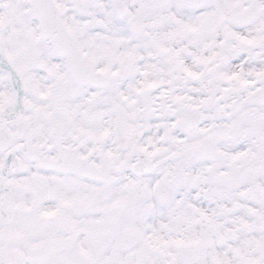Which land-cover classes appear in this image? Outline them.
<instances>
[{
  "label": "rangeland",
  "instance_id": "1",
  "mask_svg": "<svg viewBox=\"0 0 264 264\" xmlns=\"http://www.w3.org/2000/svg\"><path fill=\"white\" fill-rule=\"evenodd\" d=\"M238 1L225 0L219 4L218 6L229 12L230 16L225 17L217 14L206 17V22L210 27L204 29L201 36L209 38L213 34L211 32L216 29L228 35L242 32L246 27L255 26L256 28L252 29L250 33H255L253 39L257 40L254 42V44L257 43V46L254 48V44L248 43L247 37L243 38V42H240L241 39L237 37L227 40L226 45L230 46L233 43L232 49L229 50L227 46L219 48V54L212 64L200 68L201 79L197 82L199 92L196 98H188L186 95L178 96L174 90L179 87L180 89L177 88V90L185 91V87H181V85L190 84L185 79H177L174 84L171 82L177 74L181 75L182 73L177 58L179 53L174 55L171 51L166 50L164 56H159V47L157 49L152 47V40L143 33L144 31L140 27L141 21L144 19V11L147 10L150 3H154V0L129 1L134 8V17L136 18L134 24H132L133 20L113 22L106 18L103 25L99 23L93 26L92 21L95 18L105 16V8L93 9L91 19L87 23L89 48L85 57L89 69L98 67L104 71L108 84L103 88L75 87L70 90V95L68 90L63 89L60 105L67 120L72 121L71 123L68 121L65 128L67 132L72 133L78 139L77 149L79 152L98 166L100 164L99 157L90 145L103 135L101 134L103 128L108 124L110 128H114L113 136L119 139V145L117 144L115 151L109 152L110 156L111 154L114 156L115 160L112 161L117 163V166L123 158L119 157L128 154L127 145L131 140L141 141L143 144H150L157 140L160 144L159 147L168 152L166 155L159 154L160 159L157 163H166V161H171L169 157L171 152H181L185 146L193 142L196 136L181 137V132H178L176 125L172 124L173 127H170L169 117L165 114V110L170 109L176 115L183 102L193 104L198 97L212 100L217 92H220L221 96L227 97L231 92L232 95L229 98H235L238 107L243 106L244 108L239 112L246 111L254 90L259 88L263 81L264 73L255 77L253 83L247 88H243L236 79L230 85L216 79L218 69L220 70L229 61L234 63L233 61L242 60L239 63V68L244 67L245 63L251 66L250 68H264V4L261 3L264 0H241V8L235 5ZM206 6L216 7L209 0L199 6V9H204ZM251 6L260 9L261 14L255 20L244 23L243 17ZM169 12V15H173L171 9ZM158 13L159 11H155L151 13V16L154 17ZM129 24L133 25L132 28H129ZM107 26L109 30H107ZM116 26L127 28L128 35L136 41V44H139L143 54H146L147 58L143 62V67L149 77L148 86L134 87L136 80L129 66L131 63L128 65L125 63L115 64L116 47H114L112 55L109 54L110 51L108 53H102L101 50L100 52L93 51L94 42L97 43L102 37L113 33ZM134 32L136 35L133 37ZM122 35L124 37L123 33ZM164 42L169 47L172 46V41ZM134 51L132 50V53ZM255 52L263 56L262 64L260 63L259 66L255 65L254 59L251 58V53ZM128 54H124L125 57H123L130 59L131 55ZM183 57L185 60L188 58L187 55ZM114 65L119 67V72L116 75L111 74V66ZM129 70L131 71L130 78L125 76V72ZM242 76V73L239 74L238 79ZM164 78L171 80L166 84L162 81ZM146 87L151 89L150 98L154 103L150 104V107L137 95L138 90ZM170 101L174 102L170 103ZM251 104L248 108L253 107L260 111L259 106L255 103ZM174 105L175 107L172 108ZM151 109H156L160 114L156 118L151 117L148 115ZM240 113L221 118L219 126L229 125ZM158 118L160 119L157 122ZM163 135L164 138L166 135L170 136L173 141H161L159 137ZM179 136L180 139L176 141V137ZM224 147L225 150H230L234 146L225 144ZM124 158L126 159V157ZM218 165L211 162L200 165L193 164L187 172L191 181L177 183V189L169 200L158 203L153 195V187L157 183L155 173L142 175L139 178L124 174L125 176L119 177L114 184L106 186L85 178L62 175L56 170L38 171L36 168H32L31 164L24 163L23 173L16 172L15 177H12L15 181L14 187L8 188L6 193L0 191V263L9 262L8 258L13 260L15 250L24 251L23 246L30 243V240L34 238L33 234L39 233V227L36 228V225L42 220V222L50 224V227H41L44 228L46 236H49L51 231H56V239L70 242L68 248L60 252L62 258H67L71 264H88L89 238L85 231L89 230L92 221L98 220L97 218L101 219L102 207L114 205L119 208L123 205L126 208L125 232L130 237H135V246L131 250L120 252L112 247L109 252L108 245H106L104 258L99 257L96 264H103V262L104 264H186L184 257L197 249L200 250L201 255L195 264H215L214 258H212L215 249L225 246L222 243V235L235 237L236 243L246 249L249 257L255 256L259 260V264H264V201L261 206H257L247 198V195L242 193L248 184L241 181L239 173L235 176L239 178V180H234L235 185H227L222 177L217 179L216 174L224 173L225 175L229 171L227 164ZM258 180L262 184L261 180ZM196 185L199 186L193 192ZM238 185L239 187L235 188ZM104 192L110 193L108 199L104 198ZM91 203L94 205L92 206ZM91 207L95 209L96 213L92 217L93 219L86 213L87 209H91ZM134 212L135 220L133 221L131 216ZM53 222L62 224L64 228H57ZM154 224L158 226L156 232L153 231ZM215 224L219 226L214 228ZM93 229L95 236L98 231L101 232L100 227L95 226ZM132 229L134 230L131 235ZM251 231L257 233L258 246H254L253 240L247 238L246 232ZM129 235L123 238L121 243L129 244ZM150 235L155 237L153 253L150 252V246H143L148 244ZM157 235L159 238H156ZM109 240L111 239L109 238ZM165 240L168 242L166 243ZM223 242L226 243V239ZM113 243L115 242L111 244ZM157 243H160L161 246L164 245L159 247ZM140 244L142 247L139 250ZM135 248L136 252H131ZM224 249L226 250L224 256L227 258L225 264H231L228 262L229 255H231L232 264H253L245 258L243 253H236L227 247ZM111 256L114 260L110 258Z\"/></svg>",
  "mask_w": 264,
  "mask_h": 264
},
{
  "label": "flooded vegetation",
  "instance_id": "2",
  "mask_svg": "<svg viewBox=\"0 0 264 264\" xmlns=\"http://www.w3.org/2000/svg\"><path fill=\"white\" fill-rule=\"evenodd\" d=\"M129 1L0 0L1 192L6 193L8 188L14 187L15 181L12 177H15L16 172L23 173L24 163L31 164L32 168H36L38 171H45L38 165L39 161L28 158L30 151L39 152L56 160L58 144L59 146L62 144L77 149L78 139L72 133L67 132L65 128L68 121L69 123L72 121L67 120L66 114L60 108L62 92L63 89L68 90L70 95V90L75 89V87L90 85L77 83V77L69 68V59L62 54L63 46L70 49L72 44H75L85 57L89 48L87 23L91 19L93 9L105 8L106 16L95 18L92 21L93 26L99 23L103 25L106 18L109 21L113 20V22L126 19L134 21L136 19L134 8ZM58 16L70 32V40L63 41L62 32L56 30V28L52 32L42 30L44 22L47 20L53 21ZM132 24H129V28H132ZM107 30H109V27ZM125 30L127 36H129L128 29L125 28ZM100 43L101 40L97 43L94 42L93 51L100 52L101 49L98 48ZM101 52L108 53V51L102 50ZM85 62L89 68L86 57ZM95 68H90L89 71ZM231 95L232 93L229 92L227 97L221 96L220 92H217L212 100L201 96L202 98L198 97L193 104L183 102L182 106L179 107V113L176 115L170 109L165 110V114L169 117L170 127H173L172 124L176 125L178 132H181V137L196 136L193 142L185 146L181 152L170 153L169 157L172 163L171 161L157 163L160 159L159 154L164 153L166 155L168 153L167 150L159 147L160 144L157 140L152 141L150 144L131 140L127 145L128 154L119 157H126V159L123 160L122 158L117 166V163H113L114 156L109 155V152L115 151L117 144L119 145V139L113 136L114 128L112 127L108 131H102L101 134L103 135L91 143L90 147L97 153L100 163L103 162L101 157L103 152L107 153L108 156H106L109 157L111 163L109 172L116 182L119 177L125 176L124 174H129L133 178L148 175L143 172V168L140 169L141 174L137 176L132 175L131 171L126 169V163L138 162L140 156L138 147L141 146L143 153L151 162L149 175L155 173V176H157V183L153 187V195L157 200L163 197L169 200L172 193L177 189V183H189L191 178L187 172L193 164L200 165L201 163L211 162L219 164L218 166L227 164L229 167V171L225 175L224 173L216 174L217 179L222 177L225 180L229 176L230 182L235 185L234 180H239L235 176L238 173L241 174V181L248 184L242 193L247 195L250 200L252 199L246 190L254 186V182L260 179L262 185L258 188L262 190L264 201V102H260L253 93L252 99H250V102L248 101L246 111L240 113L239 111L244 108L243 106L238 107L235 98H229ZM138 97L143 99L140 96ZM173 102L170 101V103ZM145 103L147 106H149L148 104H154L153 101L149 103L145 101ZM251 103L259 106L260 111L253 107L248 108L249 105H252ZM174 107L175 105L172 106V108ZM238 113L240 115L229 125L219 126L221 118L237 115ZM158 114L160 113L156 109H151L148 115L156 118ZM159 119H157V122ZM128 124L131 127V123ZM219 132H226V138L217 142L218 152L215 153L216 158L214 160H201L199 157L205 155V153L200 154L201 149L213 134ZM159 139L161 141H173L167 135L165 138L164 135L160 136ZM179 139L180 136L176 137L175 140ZM225 144H232L234 147L225 150ZM238 187L239 185L235 188ZM109 196V192H104L105 199H108ZM91 204L94 205V203ZM109 207L110 205L102 207L101 219L97 218L98 220L92 221L90 224L92 228L89 226V230L85 231L89 238L88 264H96L99 257L104 258L106 245H108L109 252L112 247L120 252L131 250L135 245V237L131 236V238L125 232L126 208L122 205L115 210L113 209L114 214L109 217L107 216V208ZM88 211L87 215L93 219L92 217L96 215L95 209L91 207ZM134 215L135 212L131 216L133 221L135 220ZM114 218L115 222L110 223L109 220H114ZM41 222L42 220L36 225L37 227L35 226L36 228L39 227V233L33 234L32 237L34 238L30 240V243L22 245L24 251L15 250L13 260L8 258L9 262L6 261V263L0 264H71L67 258L64 259L60 255L61 251L68 248L70 242L56 239V231H51L50 235L46 236L43 231L44 228L41 227H50V224L42 222L41 226ZM53 223L57 228H64L60 223ZM95 226L101 228V232L98 231L96 236L93 233V227ZM128 235L129 244L121 243L123 238L128 237ZM112 242L115 243L111 244ZM110 258L113 259L112 256Z\"/></svg>",
  "mask_w": 264,
  "mask_h": 264
},
{
  "label": "bare ground",
  "instance_id": "3",
  "mask_svg": "<svg viewBox=\"0 0 264 264\" xmlns=\"http://www.w3.org/2000/svg\"><path fill=\"white\" fill-rule=\"evenodd\" d=\"M210 1H212L214 5H216V7L206 6V8L204 9H199V7L191 6V4H189V0H154V3H150L147 7V10H145L143 13L144 19L141 21L140 27L144 31L143 33L152 40V47L154 49H157L158 47L165 48L166 50L171 51L174 55H177L179 53V57L177 58L182 73L181 75L177 74L171 82L172 84H174L177 79H185L188 80L190 84L185 86H183V84L181 85V87H185V91L177 90V88L179 87L174 88L178 96L186 95L188 98L197 97V93L199 92L197 82L199 81V79H201L200 68L208 67L212 64L213 60L219 54V48H226L227 46L229 50L232 49L233 43L228 46L226 45L227 40H233L234 37H237L238 39H241L240 42H243V38L247 37V42L251 45L254 44L255 41H257L253 39L255 33H250L252 29L256 28L255 26H249L246 27L242 32H235L228 35L223 34L216 29L217 31L215 30L211 32L213 34L209 38H204L203 36H201V32L204 29H208L210 27L209 23L206 22V17L215 16L217 14L225 17L230 16L229 12L223 10V8L218 6L225 0ZM261 3L263 5L264 1ZM235 5H238V8H241L242 1L239 0ZM170 9L172 10L173 15H169ZM155 11H159V13L152 17L151 13ZM175 11H177L178 14L175 13ZM135 22L136 21H133V24ZM115 28L116 29L113 30V33H110L108 36L102 37L101 43L98 48L100 47L102 51H110L109 54L112 55L113 49L114 47H116L117 54L115 55V64L121 65L125 63L128 65L131 63V65L129 66L132 69L133 74L135 75L134 79L136 80V82L134 83V87L148 86L149 77L146 73L145 68L143 67V62L147 58L146 54H143L142 48L139 47V44L135 43V40H132V37L127 36L125 28L121 26H116ZM122 33L124 34V37ZM135 35L136 32H134L133 37ZM164 41H172V46L169 47ZM256 46L257 43L254 44V48ZM132 50H135L134 53H132ZM127 53H129L128 55H131L130 59L124 58V54L127 55ZM255 53H251V58L254 59L255 65L258 64L259 66L260 63L262 64L263 56L258 54V52ZM184 55L188 56L187 60L184 59ZM241 61L242 60L233 61L234 63L229 61L228 64H225L222 68H220V70L218 69L217 78L226 85H230V83L233 82L234 79H236L242 84L243 88H247L248 85L250 86L253 83L254 78L257 77L260 73L264 72V68H250L251 66H249L247 63L244 64V67L239 68L238 66ZM116 65L111 66L112 75H116L119 72V67H115ZM239 70H241L242 72ZM241 73L243 74V76L238 79V75ZM248 76H251V78H248ZM170 80L171 79H162V81L166 84H168ZM108 130H110V126L106 125L103 128V131ZM225 181H227V185L232 184V182H230L229 176H227V179H225ZM198 186L199 185H196L194 187L193 192L196 191ZM217 226L219 225L215 224L214 228H217ZM153 227L155 228L153 229V231L156 232L158 226L154 224ZM251 232H246L247 238L253 240L254 246H258L259 244L257 242H259V240L257 237V233L255 231ZM222 236L223 240L226 239V243H224L221 239L222 243L225 245L224 247H227L236 253L241 252L251 263L259 264V260L255 256L249 257V255L246 253V249L236 243L235 237L228 235ZM154 238V235L151 236V238L149 237L148 244L143 245L150 246L149 249L151 253H153L154 249ZM156 238H159L158 235ZM140 245L142 247V244ZM157 245L159 247L163 246H161L160 243H157ZM224 247L215 249L216 251L214 255H212L215 264H225L227 258L224 256V253L226 252ZM136 250L137 249L135 248L131 252H136ZM211 254L213 253L211 252ZM228 262L232 264L231 255L228 256Z\"/></svg>",
  "mask_w": 264,
  "mask_h": 264
},
{
  "label": "water",
  "instance_id": "4",
  "mask_svg": "<svg viewBox=\"0 0 264 264\" xmlns=\"http://www.w3.org/2000/svg\"><path fill=\"white\" fill-rule=\"evenodd\" d=\"M193 3H196L197 5L205 3L207 0H191ZM260 12L257 11L256 9H251L247 15L245 16V20H251L255 19L259 16ZM55 24V25H54ZM60 29L63 33L62 40H70V38L66 35L67 33L65 32L64 28L62 27V24L59 22L58 19H56V22L51 24L49 22L45 23V26L42 27V30L45 32H49L52 30V27ZM66 52V50H65ZM74 59L76 61V65L80 66V69L78 70V73H82V71L85 70V66L81 60L76 54H74ZM88 82H91V79H88ZM264 91V89H263ZM64 150V149H63ZM62 160L64 163H62L59 167L58 170L62 173H75L78 176H90L94 179L97 178H102L104 176V170L106 167L103 169L100 168L96 170L95 168L89 166L90 164L85 163V159L79 158L74 150L67 151L63 153L61 156ZM76 161L82 162V163H75ZM42 165L46 168H54L55 164L54 163H42ZM102 180V179H99ZM199 258V252L195 253L190 259L187 260L188 263H193L197 261Z\"/></svg>",
  "mask_w": 264,
  "mask_h": 264
}]
</instances>
